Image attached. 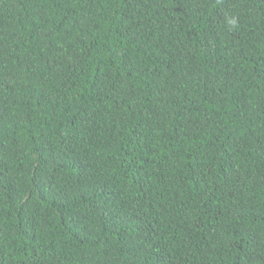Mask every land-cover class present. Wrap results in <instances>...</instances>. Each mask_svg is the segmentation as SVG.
I'll return each instance as SVG.
<instances>
[{"label": "trees", "instance_id": "trees-1", "mask_svg": "<svg viewBox=\"0 0 264 264\" xmlns=\"http://www.w3.org/2000/svg\"><path fill=\"white\" fill-rule=\"evenodd\" d=\"M0 264H264V0H0Z\"/></svg>", "mask_w": 264, "mask_h": 264}]
</instances>
